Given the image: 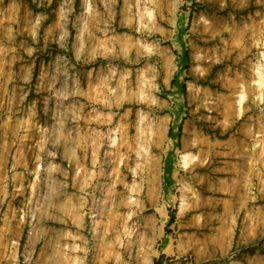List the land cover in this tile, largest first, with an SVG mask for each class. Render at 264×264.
Listing matches in <instances>:
<instances>
[{"label": "rangeland", "instance_id": "obj_1", "mask_svg": "<svg viewBox=\"0 0 264 264\" xmlns=\"http://www.w3.org/2000/svg\"><path fill=\"white\" fill-rule=\"evenodd\" d=\"M0 264H264V0H0Z\"/></svg>", "mask_w": 264, "mask_h": 264}, {"label": "bare ground", "instance_id": "obj_2", "mask_svg": "<svg viewBox=\"0 0 264 264\" xmlns=\"http://www.w3.org/2000/svg\"><path fill=\"white\" fill-rule=\"evenodd\" d=\"M141 119V118H140ZM137 123V122H136ZM138 124V123H137ZM137 126V125H136ZM138 126H141L140 124L138 125ZM143 128V127H142ZM145 128V127H144ZM146 128H148V127H146ZM138 130V129H137ZM148 130V129H147ZM155 130L156 129H154V132H155ZM160 131V130H159ZM200 131V130H199ZM140 132V131H139ZM138 132V133H139ZM149 132H150V130H149ZM151 132H153V130L151 131ZM158 132V131H157ZM156 132V133H157ZM192 132L194 133V131L192 130ZM161 133V132H160ZM155 134V133H154ZM159 136H161L160 134H158ZM138 136H139V134H138ZM156 136H157V134H156ZM198 136V135H197ZM201 136V135H200ZM199 136V137H200ZM134 137V136H133ZM193 137V136H192ZM198 137V138H199ZM137 138V137H136ZM140 138V137H139ZM135 139V138H134ZM162 139V138H161ZM160 139V140H161ZM195 139H197V138H195ZM136 140V139H135ZM137 140H138V138H137ZM147 140V139H146ZM158 140V139H157ZM159 140V141H160ZM201 140H202V138H201ZM188 141H189V139H188ZM137 142V141H136ZM150 142V141H149ZM208 142V141H207ZM139 143V142H138ZM144 143V142H143ZM118 144V143H117ZM161 144V143H160ZM203 144V143H202ZM139 145V144H138ZM117 146H119V145H117ZM199 146H201V143H200V141L199 140H194V141H192L191 143H187L186 144V148H188V149H191V150H197L198 148H199ZM128 147H130V146H128ZM149 147V146H148ZM115 148H116V150L118 149L116 146H115ZM131 148V147H130ZM140 148V147H139ZM132 149V148H131ZM201 149V148H200ZM114 150V149H113ZM114 151L115 153L117 152V151ZM132 150H134L135 151V149H132ZM202 150V149H201ZM205 150H207L206 148H205ZM140 151V150H139ZM138 151V152H139ZM202 152H203V150H202ZM193 154V153H192ZM118 155V154H117ZM112 156V155H111ZM194 154L193 155H190V154H185L184 155V159H183V162H184V164H189L190 162H193V165H197V163L195 162L196 161V158L194 159ZM143 157V156H142ZM145 157V156H144ZM203 157V156H202ZM113 158H111V160H112ZM157 159V158H156ZM110 160V161H111ZM114 160H115V158H114ZM122 160V159H121ZM120 161V160H119ZM121 162V161H120ZM114 163H115V161H114ZM117 164V163H116ZM116 164H115V166H116ZM151 164V163H150ZM125 165V164H124ZM186 166V165H185ZM199 166V165H198ZM114 167V166H113ZM112 167V168H113ZM114 168H117V167H114ZM113 168V169H114ZM113 171V170H112ZM117 173V172H116ZM135 173V172H134ZM114 176V175H113ZM133 180V179H132ZM191 180L192 181H194L195 180V176L193 175L192 177H191ZM192 181H190V182H192ZM136 182V181H135ZM124 183V182H123ZM190 184V183H189ZM187 185H188V183H187ZM191 186V185H190ZM190 189H192V188H190ZM187 190H189V189H187ZM193 190V189H192ZM190 191V190H189ZM111 192V191H110ZM193 192V191H192ZM194 193H192L191 194V196L193 195ZM183 196V195H182ZM184 197V196H183ZM197 197H199L198 196V194H197ZM194 198V197H193ZM191 208V207H190Z\"/></svg>", "mask_w": 264, "mask_h": 264}]
</instances>
